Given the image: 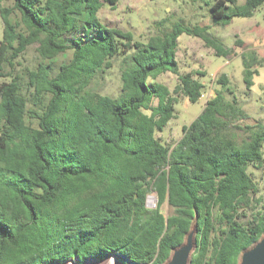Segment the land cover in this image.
I'll return each instance as SVG.
<instances>
[{
	"label": "trees",
	"instance_id": "1",
	"mask_svg": "<svg viewBox=\"0 0 264 264\" xmlns=\"http://www.w3.org/2000/svg\"><path fill=\"white\" fill-rule=\"evenodd\" d=\"M11 1L0 0V264H86L103 252L124 264H163L190 228L189 264H237L264 233V201L249 171L264 167V125L246 126L248 135L236 139L232 129L246 113L215 93L173 147L155 135L175 116L178 95L196 102L204 91L195 78L203 72H179L178 36L199 34L216 54L228 48L178 23L133 40L99 20L100 0ZM263 3L214 0L212 22L251 17ZM88 29V38L67 42ZM33 44L38 63L20 66ZM68 50L56 69L54 59ZM121 54L119 94L92 89ZM166 71L177 77L172 91L156 80ZM255 71L244 69L247 87ZM217 82L226 84V75ZM163 201L174 209L167 217Z\"/></svg>",
	"mask_w": 264,
	"mask_h": 264
},
{
	"label": "rangeland",
	"instance_id": "2",
	"mask_svg": "<svg viewBox=\"0 0 264 264\" xmlns=\"http://www.w3.org/2000/svg\"><path fill=\"white\" fill-rule=\"evenodd\" d=\"M100 1L96 10L99 20L109 27L129 31L133 40L146 42L150 35L162 34L178 23L203 30L209 39L228 48L226 53L216 54L199 34L184 32L178 36L175 60L179 72H203L202 75L196 74L195 78L203 84L204 91L196 102H189L183 95H178L174 104L175 116L161 131L155 133L161 142L173 147L183 134L182 126L188 125L201 112L206 100L215 93L222 94L228 100L235 98L237 105L246 113V117L235 122L240 129H232L236 139L248 135L246 126L264 125V3L256 8L251 17H233L226 25H216L212 22L209 8L214 0H117L113 5ZM11 4V0H3V5ZM10 18L17 20L18 15L11 14ZM91 32L88 29L67 35V42L77 35L88 38ZM35 47L36 44L30 45L22 53L18 59L20 66H36L39 60ZM70 53L68 50L54 59L56 69L70 57ZM121 57L122 54L114 58L112 66L93 80L92 89L111 96L119 94ZM245 68L256 69L248 87L244 80ZM222 73L227 77L226 84L217 82ZM156 80L167 85L171 91L177 83L176 75L170 71L160 74ZM249 171L253 173L259 185L258 194L264 201V167L255 169L250 165ZM148 195L146 206L151 209L157 204V196L154 192ZM160 210L165 217L174 212L167 201L161 203ZM250 217V212L245 211L241 213L240 221L247 223ZM64 264L73 263L69 261Z\"/></svg>",
	"mask_w": 264,
	"mask_h": 264
},
{
	"label": "water",
	"instance_id": "3",
	"mask_svg": "<svg viewBox=\"0 0 264 264\" xmlns=\"http://www.w3.org/2000/svg\"><path fill=\"white\" fill-rule=\"evenodd\" d=\"M200 90H203V86L200 87ZM148 196L146 197V205ZM178 248L180 249L179 254L176 251ZM193 249L194 228H190L185 236L184 242L171 251L169 258L163 264H189ZM123 260L124 262L127 261L124 258ZM112 264H114V260ZM237 264H264V233L255 243L240 253Z\"/></svg>",
	"mask_w": 264,
	"mask_h": 264
},
{
	"label": "snow or ice",
	"instance_id": "4",
	"mask_svg": "<svg viewBox=\"0 0 264 264\" xmlns=\"http://www.w3.org/2000/svg\"><path fill=\"white\" fill-rule=\"evenodd\" d=\"M177 253L179 254L180 249L178 248ZM114 257V264H124L123 258L117 252H103L98 255L93 264H109L110 258Z\"/></svg>",
	"mask_w": 264,
	"mask_h": 264
},
{
	"label": "crops",
	"instance_id": "5",
	"mask_svg": "<svg viewBox=\"0 0 264 264\" xmlns=\"http://www.w3.org/2000/svg\"><path fill=\"white\" fill-rule=\"evenodd\" d=\"M2 34H3V22H2V19H1V16H0V39L2 37Z\"/></svg>",
	"mask_w": 264,
	"mask_h": 264
},
{
	"label": "bare ground",
	"instance_id": "6",
	"mask_svg": "<svg viewBox=\"0 0 264 264\" xmlns=\"http://www.w3.org/2000/svg\"><path fill=\"white\" fill-rule=\"evenodd\" d=\"M149 197V196H148ZM113 260H114V258H111L110 260H109V264H112L113 263Z\"/></svg>",
	"mask_w": 264,
	"mask_h": 264
}]
</instances>
